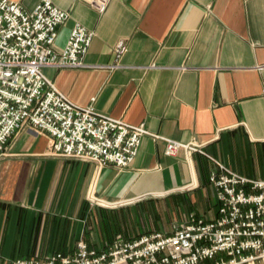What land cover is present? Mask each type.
I'll return each instance as SVG.
<instances>
[{
  "label": "crops",
  "instance_id": "1",
  "mask_svg": "<svg viewBox=\"0 0 264 264\" xmlns=\"http://www.w3.org/2000/svg\"><path fill=\"white\" fill-rule=\"evenodd\" d=\"M15 1L31 10L40 0ZM52 2L70 12L58 48L76 22L95 32L92 67L44 68L60 90L205 153L167 155L166 140L147 134L128 167L97 168L53 154L47 135L16 130L0 156V264L71 252L80 238L102 248L118 234L170 232L191 214L214 218L215 160L264 178V0H109L103 13L89 0ZM121 38L123 66L101 67Z\"/></svg>",
  "mask_w": 264,
  "mask_h": 264
},
{
  "label": "built area",
  "instance_id": "2",
  "mask_svg": "<svg viewBox=\"0 0 264 264\" xmlns=\"http://www.w3.org/2000/svg\"><path fill=\"white\" fill-rule=\"evenodd\" d=\"M89 2L103 13L109 0ZM69 17L52 0H40L31 10L19 1L0 0V156L20 128L47 135L53 154L91 161L97 168L128 167L147 134L166 140L167 155L181 148L205 153L201 144L154 134L144 123L113 117L93 103L78 104L60 90L45 67L93 66L85 57L95 32L80 22L72 26L66 44L56 46L58 28ZM114 50V63L101 67L123 66L127 41L119 39ZM215 162L209 175L216 187L214 218L191 214L170 232L152 231L133 239L118 234L102 248L80 238L71 252L56 251L43 259L18 257L9 264H246L264 259V178H249Z\"/></svg>",
  "mask_w": 264,
  "mask_h": 264
},
{
  "label": "rangeland",
  "instance_id": "3",
  "mask_svg": "<svg viewBox=\"0 0 264 264\" xmlns=\"http://www.w3.org/2000/svg\"><path fill=\"white\" fill-rule=\"evenodd\" d=\"M181 223V222H180ZM179 224V223H178ZM261 260V264H264V259H260ZM254 262L252 263H246V264H253Z\"/></svg>",
  "mask_w": 264,
  "mask_h": 264
}]
</instances>
